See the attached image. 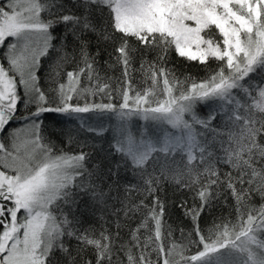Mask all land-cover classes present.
Returning a JSON list of instances; mask_svg holds the SVG:
<instances>
[{"label": "snow or ice", "instance_id": "1", "mask_svg": "<svg viewBox=\"0 0 264 264\" xmlns=\"http://www.w3.org/2000/svg\"><path fill=\"white\" fill-rule=\"evenodd\" d=\"M54 51L49 92L41 72ZM170 53L217 67L202 80L181 79L167 66ZM64 65L71 69L61 71ZM258 69L264 0H0V264H264V203H251L256 195L264 200V79L252 83ZM210 101L208 115H197L196 106ZM48 113L75 117L94 136L104 135L105 116L118 122L106 173L90 168L93 153L83 145L71 150L72 136L68 151L56 150ZM133 117L156 127L135 132ZM218 117L222 124H214ZM121 168L140 178L126 192L146 194L123 204L126 218L142 217L127 240L119 210L115 232L85 228L80 211L84 197L106 204L104 181L115 176L118 187ZM163 179L193 193V205L179 206L193 228L179 240L157 195ZM221 199L234 202L236 219L206 235L200 218Z\"/></svg>", "mask_w": 264, "mask_h": 264}, {"label": "trees", "instance_id": "2", "mask_svg": "<svg viewBox=\"0 0 264 264\" xmlns=\"http://www.w3.org/2000/svg\"><path fill=\"white\" fill-rule=\"evenodd\" d=\"M70 6V0H69ZM61 33L63 30L61 29ZM93 45H95V39L92 40ZM59 46V45H58ZM73 47L72 38L69 37L68 50L71 51ZM153 53V57H154ZM57 59L55 51L52 54L50 59H46L44 69L41 72V85L46 90L51 92L52 88L56 86L54 80L56 79V75L51 71L53 66V62ZM107 60V54L104 55V60H101V63ZM217 61L213 60L207 66L200 65L197 63L189 62L184 60L174 53H170L168 55V67L174 68L176 74L181 78L185 79L187 77H191L192 79L199 81L206 78L215 68L217 67ZM71 65L62 66L61 71L70 70ZM107 75L109 76H119V71L113 72L112 69L106 68ZM254 76L253 84H260L261 80L264 79V70H257V73L252 74ZM51 77V79H50ZM141 77L137 74L136 80L139 83ZM264 86V85H262ZM82 102V101H81ZM97 102H99V97L97 98ZM106 102V98H105ZM116 103H119V97L116 99ZM215 106V102L208 103L207 105H197L196 112L197 115L201 117H206L211 110L212 107ZM26 108V107H25ZM24 109H22L23 111ZM26 114V110L24 112H20ZM23 114V115H25ZM45 122V121H44ZM93 123H95V117H93ZM223 121L220 117L214 121V124H222ZM118 122L112 118L111 120L105 116L103 119V125L106 129L104 134H107L110 138L107 139L105 137H100L96 139V136L86 133H77L78 136L72 135V133H66L63 131L59 122L56 120V123H44L46 129L50 133H54L52 137V142L55 145L57 151L69 150L68 137H73V143L71 145V150L74 152L80 151V146H84V150L90 153H93V157L89 162L90 168H94L95 165H101L102 172H107V167L111 166V158L106 157L105 153L110 145L113 143V137L115 134V130ZM141 121L138 117H133L129 121V127L132 128L133 131L138 132L137 129L140 127ZM60 129H59V128ZM153 131V128L150 127V132ZM63 141V143H62ZM103 149V151L101 150ZM163 162H160L156 166V172L159 174L161 172V167ZM152 162L150 161L148 168L149 171H152ZM174 166H170L168 170L165 171V175H171V171ZM227 166H221V171H227ZM95 178V177H94ZM100 183L99 180L96 181ZM116 177L113 176L112 180L105 179L104 181V191L108 193L106 197V204H95L89 198L84 197L80 204V211L85 213L84 216V227H92L97 230V232L102 228H109L110 231H116V223L117 216L115 213L119 210V223L122 225L121 228V238L123 240H127L130 235V231L132 228H135L136 225L141 220V215L137 213L132 219H128L124 216L123 212V204L126 203L127 200L134 201L136 203L139 202L140 199H145L144 193L141 192H126V186L129 184L136 185L140 183V178L138 175L134 174L130 169L121 168L119 174V182L118 187L116 185ZM160 200L165 204L167 209L165 214L166 225H171L174 230V234L176 238L182 239L181 230H183L184 237H187L188 234L192 231L193 222L190 217L185 216L184 210L179 207L182 203L187 204V206L193 205V193L188 191L187 189H181L173 180L163 179L160 186L159 191L157 193ZM79 199V197H78ZM146 203H151V197H147ZM195 203H199V201H195ZM233 201L229 199L228 203H225L223 199L218 202H214L209 205L207 209H205L202 217L200 218V228L207 235L208 232L214 228L215 224L221 223L223 220H232L235 221L236 217L233 211ZM251 203L256 207H259L260 204L264 203V200L256 195L253 197ZM66 242L70 243L72 247L76 246V241L71 240Z\"/></svg>", "mask_w": 264, "mask_h": 264}, {"label": "rangeland", "instance_id": "3", "mask_svg": "<svg viewBox=\"0 0 264 264\" xmlns=\"http://www.w3.org/2000/svg\"><path fill=\"white\" fill-rule=\"evenodd\" d=\"M208 103H212V102L210 101ZM207 104L200 103L199 105H201L203 107V105H207ZM22 109L26 110L24 104L20 105V112H24V110L22 111ZM23 114H25V113H22L21 115H23ZM138 119L141 121V124H140V127L137 129V131L143 130L146 125H147L149 131H150V127H152L153 130L155 129L156 126L152 122H145L141 118H138ZM56 120L59 122L60 128L63 131H65L66 133H72V135H75V136H78L77 133H86L85 131L80 129L79 121H76L75 117H70L68 115H63V114H58V113H48V114H46V118L44 119V121H45L44 123H47L50 121V123L52 124V123H56ZM22 124H23L22 120H17L16 122H14L15 127H20V126H22ZM169 131H174V130L169 129ZM100 137L101 136H96V139L100 138ZM102 137H105L107 139L110 138L107 134H104ZM175 158L177 161H179L180 156L177 155ZM160 162H163L162 158H161Z\"/></svg>", "mask_w": 264, "mask_h": 264}]
</instances>
